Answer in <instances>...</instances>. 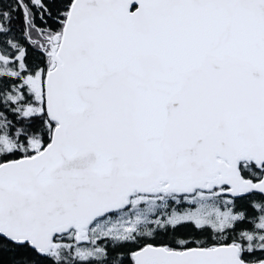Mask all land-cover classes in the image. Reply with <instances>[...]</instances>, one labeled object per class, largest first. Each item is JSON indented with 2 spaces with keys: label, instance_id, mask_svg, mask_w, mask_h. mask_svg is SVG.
<instances>
[{
  "label": "snow or ice",
  "instance_id": "6c2138e0",
  "mask_svg": "<svg viewBox=\"0 0 264 264\" xmlns=\"http://www.w3.org/2000/svg\"><path fill=\"white\" fill-rule=\"evenodd\" d=\"M0 264H264V0H0Z\"/></svg>",
  "mask_w": 264,
  "mask_h": 264
}]
</instances>
